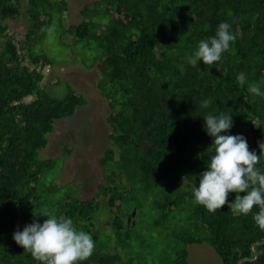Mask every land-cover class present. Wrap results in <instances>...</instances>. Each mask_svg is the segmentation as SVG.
<instances>
[{"label": "trees", "instance_id": "trees-1", "mask_svg": "<svg viewBox=\"0 0 264 264\" xmlns=\"http://www.w3.org/2000/svg\"><path fill=\"white\" fill-rule=\"evenodd\" d=\"M88 1L59 41L89 54L111 148L81 201L37 156L86 104L40 86L66 4L0 0V264H189L202 244L220 264H264V0Z\"/></svg>", "mask_w": 264, "mask_h": 264}, {"label": "rangeland", "instance_id": "rangeland-1", "mask_svg": "<svg viewBox=\"0 0 264 264\" xmlns=\"http://www.w3.org/2000/svg\"><path fill=\"white\" fill-rule=\"evenodd\" d=\"M62 1L66 4V11L61 16L52 13L46 37L39 49L51 63L49 69L43 70L40 86L50 96L57 98L65 96L66 87L70 86L85 99L86 104L77 107L73 117L54 122L53 132L47 136V145L37 152V156L41 160L50 159L54 162L53 169L42 180H52V184L57 187L70 186L74 189L73 197L85 201L94 196L103 180L97 160L111 146L107 140L109 127L105 122L111 111L96 89L99 75L95 68H87L80 61L88 53L80 45H70L73 42L71 37L66 38L64 44L59 41L62 28L82 21L80 10L89 1ZM24 3L21 0L23 6ZM6 25L8 34L15 41H21L27 27L24 10L18 19L7 21ZM87 57L89 59V54ZM30 101L31 98L26 99V102ZM129 216L130 222L135 215ZM99 223L103 221L100 219ZM187 252L189 264H220L219 258L205 244L189 246Z\"/></svg>", "mask_w": 264, "mask_h": 264}, {"label": "water", "instance_id": "water-1", "mask_svg": "<svg viewBox=\"0 0 264 264\" xmlns=\"http://www.w3.org/2000/svg\"><path fill=\"white\" fill-rule=\"evenodd\" d=\"M134 212H135V211L133 210L132 213H131V217L134 215ZM128 221H129V220H127V223H128Z\"/></svg>", "mask_w": 264, "mask_h": 264}]
</instances>
